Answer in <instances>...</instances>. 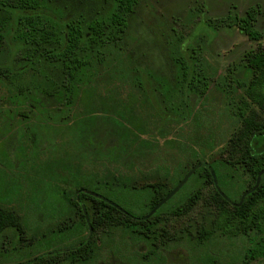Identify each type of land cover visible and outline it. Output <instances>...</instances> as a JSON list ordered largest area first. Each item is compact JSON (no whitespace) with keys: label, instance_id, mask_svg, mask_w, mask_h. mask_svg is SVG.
<instances>
[{"label":"trees","instance_id":"obj_1","mask_svg":"<svg viewBox=\"0 0 264 264\" xmlns=\"http://www.w3.org/2000/svg\"><path fill=\"white\" fill-rule=\"evenodd\" d=\"M139 1L96 0L86 10L77 11L61 0H0V86L5 89L0 96V130L5 131L4 114L15 109L12 114L18 118L16 123L27 122L25 130L34 150L38 146L34 117L41 114L47 123L63 121L66 109L91 89L92 79L101 74V69L116 73L129 18ZM258 13L259 9L251 6L244 15L235 13L206 23L215 33L219 27L235 28L257 44L243 54L238 70H231V101L226 105L239 125L217 156L209 162L192 163L182 176H173L169 185L158 182L126 186L99 179L90 181L87 175L78 174L64 179L66 187L61 188L58 197L72 209L76 219L60 224L47 238L26 244L27 249L12 245L8 248L14 238L24 241V229L18 214L0 206V264H51L53 255L61 252L70 254V262L79 263L99 248L97 236L117 232L127 238L121 237L123 242L128 240L135 246L129 264H146L152 253L172 241L196 244L235 236L252 237L251 257L264 260V174L258 187L237 205L264 168V45L260 44L263 35L255 27ZM190 34L189 38L179 36L170 43L174 80L156 82L141 67L131 66L124 72L133 86L144 91L162 123L183 117L189 98L204 96L214 81L202 64L198 48L201 33ZM214 34H206L207 42ZM219 77L225 82L226 76ZM226 92L229 93L227 89ZM236 93L237 98L233 96ZM173 94L180 97L176 99ZM130 120H114L113 130L120 131L125 147L145 143L139 125ZM206 143L205 147L211 148L207 140ZM27 156H33V152ZM199 162L209 163L228 200L217 191L208 168L199 166L168 201L148 216L152 207ZM40 169L45 182L55 177L52 167L40 164ZM9 235L13 240H8ZM108 239L111 242V237ZM120 244L121 241L117 250ZM18 252L23 253L8 258L9 253Z\"/></svg>","mask_w":264,"mask_h":264},{"label":"rangeland","instance_id":"obj_2","mask_svg":"<svg viewBox=\"0 0 264 264\" xmlns=\"http://www.w3.org/2000/svg\"><path fill=\"white\" fill-rule=\"evenodd\" d=\"M61 1L77 11L96 2ZM251 6L259 9L255 27L262 33L260 44L264 45V0H140L129 18L116 73L101 69V74L93 77L91 89L66 109L63 121L47 123L41 114L34 117L38 133L34 150L25 130L27 122L16 123L18 118L12 114L15 109L4 114L5 131L0 130V205L20 216L25 237L23 242L13 240L8 248L27 249L26 244L47 238L60 224L76 219L72 209L58 197L61 188L66 187L64 179L78 174L87 175L90 181L126 186L158 182L169 185L173 176H182L192 163L209 162L217 156L239 125L226 105L231 101V70H238L243 54L257 44L235 28L219 27L215 33L206 23L235 13L244 15ZM190 33H201L198 48L202 64L214 81L204 96L189 98L183 117L162 123L144 91L133 86L124 72L131 66L141 67L156 82L174 80L170 43L179 36L189 38ZM206 34H214L210 42ZM219 76H226L225 82ZM3 94L5 89L0 86V96ZM233 96L237 98L238 93ZM115 119H131L139 125L145 143L125 147L120 131L113 130ZM206 140L211 148L205 147ZM30 152L33 156H27ZM40 164L53 168L55 177L47 178L49 182L40 176ZM103 234L96 237L100 239L99 248L89 252L82 262H70V254L61 252L53 255L51 264H129L135 246L128 240L123 242L119 232L107 237ZM252 248L253 240L248 236L196 244L176 240L152 253L146 264H264V260L251 257ZM15 255L9 253L8 258Z\"/></svg>","mask_w":264,"mask_h":264},{"label":"water","instance_id":"obj_3","mask_svg":"<svg viewBox=\"0 0 264 264\" xmlns=\"http://www.w3.org/2000/svg\"><path fill=\"white\" fill-rule=\"evenodd\" d=\"M199 166H205L206 168H208V170L210 171L211 173V176L213 178V182H214V185L217 189V191L225 198L228 200L227 196H225V194L220 190L218 184H217V180H216V175H215V172L214 170L212 169V167L209 165V163L207 162H199L198 164L194 165L193 167H191L187 172L186 174L179 180V182L170 190V192H168L163 198H161L153 207L152 209L150 210V212L148 213V216L151 215L152 213H154L162 204H164L166 201H168L185 183L186 181L188 180V178L194 173L195 169ZM264 174V168L262 170H260L258 173H257V176H256V181L254 183V185L250 188V189H247L245 190L240 199H239V202L237 203V205H240L243 201V198L248 195L249 193H251L252 191H254L259 183H260V178H261V175ZM92 194H95L92 192ZM96 195V194H95ZM99 197L105 199L104 197L98 195ZM107 202H109L110 204L116 206L117 208L123 210L119 205H117L116 203L108 200V199H105ZM82 210H83V213L85 215V219H86V222L87 224H89V219H88V216L86 214V211H85V207L82 205ZM89 232H91V227L89 225Z\"/></svg>","mask_w":264,"mask_h":264},{"label":"flooded vegetation","instance_id":"obj_4","mask_svg":"<svg viewBox=\"0 0 264 264\" xmlns=\"http://www.w3.org/2000/svg\"><path fill=\"white\" fill-rule=\"evenodd\" d=\"M0 206H1V207H4V206H2V205H0ZM4 208H6V207H4ZM14 213H15V212H14ZM20 223H21V226L23 227V222H22V219H21V218H20ZM22 230H23V228H22ZM9 238H10V239H9ZM8 240H9V241L13 240V239H12V236L9 235ZM14 240H15V241H18L17 238H14ZM18 242H20V240H19ZM21 253H23V252H18V253H16V255L13 256V257L15 258V257H17L18 254H21ZM12 254H14V253H12ZM9 259H11V258H9ZM17 261H18V260L15 259V263H18ZM7 262H8V264H11V263H12V261H7ZM7 262H6V263H7Z\"/></svg>","mask_w":264,"mask_h":264}]
</instances>
